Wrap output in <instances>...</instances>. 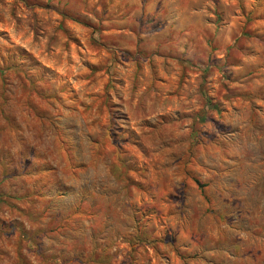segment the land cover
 Instances as JSON below:
<instances>
[{
    "label": "rangeland",
    "instance_id": "1",
    "mask_svg": "<svg viewBox=\"0 0 264 264\" xmlns=\"http://www.w3.org/2000/svg\"><path fill=\"white\" fill-rule=\"evenodd\" d=\"M0 264H264V0H0Z\"/></svg>",
    "mask_w": 264,
    "mask_h": 264
},
{
    "label": "trees",
    "instance_id": "2",
    "mask_svg": "<svg viewBox=\"0 0 264 264\" xmlns=\"http://www.w3.org/2000/svg\"><path fill=\"white\" fill-rule=\"evenodd\" d=\"M195 183H196V185L198 186V188L200 189L202 195L207 199V197H206V195H205V192H204V190H203V186H204V184L200 183L198 180H195Z\"/></svg>",
    "mask_w": 264,
    "mask_h": 264
}]
</instances>
